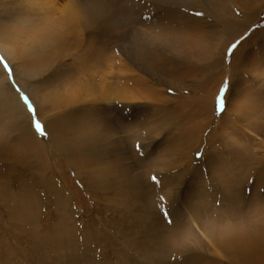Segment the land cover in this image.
<instances>
[{
    "label": "rangeland",
    "instance_id": "obj_1",
    "mask_svg": "<svg viewBox=\"0 0 264 264\" xmlns=\"http://www.w3.org/2000/svg\"><path fill=\"white\" fill-rule=\"evenodd\" d=\"M0 133L5 264H264V0H0ZM30 135L58 146L52 184Z\"/></svg>",
    "mask_w": 264,
    "mask_h": 264
},
{
    "label": "bare ground",
    "instance_id": "obj_2",
    "mask_svg": "<svg viewBox=\"0 0 264 264\" xmlns=\"http://www.w3.org/2000/svg\"><path fill=\"white\" fill-rule=\"evenodd\" d=\"M176 1V0H175ZM183 1V0H182ZM199 1V0H198ZM201 1V0H200ZM208 1V0H207ZM210 1V0H209ZM181 2V1H180ZM179 3V2H178ZM187 3V2H186ZM193 3V2H192ZM196 3H197V1H196ZM200 3H202V2H200ZM214 3V2H213ZM212 4V3H211ZM161 5H162V3H161ZM181 5V4H180ZM179 5V6H180ZM185 5V4H184ZM187 5V4H186ZM207 5H208V3H207ZM207 5H205V6H207ZM176 6H178V5H176ZM196 6V5H195ZM202 6H203V4H202ZM208 6H210V4L208 5ZM208 6L206 7V9H208ZM212 6H214L213 4H212ZM210 7V8H213V7ZM216 6V5H215ZM231 6H232V4H231ZM181 7H183V6H181ZM191 7V6H190ZM202 8H204V7H202ZM201 8V9H202ZM193 9V8H192ZM197 9V8H196ZM200 9V8H199ZM198 9V10H199ZM218 9V8H217ZM247 9V8H246ZM245 8H243L240 12H241V14H242V16H243V22H241V21H239L238 19H237V14H235L234 15V17L233 18H230V20L228 19V21H227V25H232V26H234V29H236L237 31H238V29H242V28H245L246 26H249L250 25V23L251 22H249V23H247L248 21H249V19H248V13H249V15L250 16H253L256 12H253L252 10H254V9H256L254 6H252V7H248V9L250 10V11H252L253 12V14L251 13V12H249V10H246ZM213 10V9H212ZM194 11V10H193ZM203 11V13L204 12H206L205 11V8H204V10H202ZM201 11V12H202ZM217 11L218 10H216V12L215 11H213V12H215V13H217ZM248 11V12H247ZM68 13V12H67ZM207 13V12H206ZM210 13H212V11L210 12ZM214 13V14H215ZM218 13H219V11H218ZM213 14V16H215ZM203 15V14H202ZM223 15V14H222ZM107 16V15H106ZM210 16H212V15H210ZM255 16V15H254ZM230 17V16H229ZM219 18H221V19H225L226 18V16H224L223 15V17H221V14L219 15V14H217L216 15V17H215V23L217 22V21H219ZM188 19V18H187ZM197 19V18H196ZM204 19V18H203ZM212 19V18H211ZM191 20H192V18H191ZM190 21V20H189ZM199 21V20H198ZM246 21V22H245ZM194 22V21H193ZM200 22V21H199ZM203 22H204V20H203ZM190 23V22H189ZM197 23V22H196ZM247 23V24H246ZM221 24V23H220ZM185 25H187V24H185ZM191 25V24H190ZM217 25V24H216ZM205 27V26H204ZM216 28H217V26H216ZM171 29H173V28H171ZM177 29V28H176ZM185 29V28H184ZM183 29V30H184ZM242 31V30H241ZM186 32V31H185ZM180 33V32H179ZM183 34V33H182ZM215 34H219V35H224V38H226L224 41H225V43L223 44H221L218 48H217V52H214V53H212V55H209V59H217V63H218V65H221V63H222V58L221 57H223L224 56V53H225V50H226V48H228V45H230V43H232V42H234L235 41V39H236V36H235V38L234 39H232L231 41H229V36L227 35V34H225L223 31H221V27H219L217 30H216V32H215ZM180 36H181V34H180ZM179 35H178V37H180ZM183 36V35H182ZM215 36V35H214ZM165 37V36H164ZM223 38V39H224ZM169 42V41H168ZM167 42V43H168ZM171 42V41H170ZM169 42V43H170ZM221 43V42H220ZM177 44H174V45H172V47H173V49L175 50V52H177L178 50H177V46H176ZM216 46V45H215ZM35 50V49H34ZM166 50V52L165 53H163L162 54V56H160L159 58H160V61H159V63H160V65L163 67V68H166V66L169 64V62H171V60H172V57L173 56H176V58H178V56L176 55V53L174 54L173 52H171V51H169L168 49H166V48H164V51ZM149 51H151V50H149ZM169 52V53H168ZM157 54V53H156ZM172 55V56H171ZM153 58V57H152ZM151 57H150V59H152ZM175 58V57H174ZM175 58V59H176ZM219 58H221V59H219ZM183 58L180 56L179 58H178V60L177 61H179V62H183V60H182ZM219 59V60H218ZM152 60H154V61H157L156 59H152ZM150 60H146V62H149ZM175 62L176 64H178V65H180L178 62ZM174 63V64H175ZM185 64V63H184ZM223 64H225V63H223ZM158 65V64H157ZM226 65V64H225ZM185 67V65H183V68ZM175 68H177V69H180V68H182L181 66H176ZM169 69V68H168ZM243 69V68H242ZM172 72V71H171ZM176 78V77H175ZM5 85H7L6 83H4ZM10 90V89H9ZM124 96V95H123ZM130 97H127L128 99H123V102H122V100H120V102H122L121 104H122V106L123 107H125L126 109H128V104L129 103H127V102H129V101H133L134 99L136 100V99H139V97H137V95H129ZM2 97H6V98H8L6 101L10 104V106H12V108H13V110L12 109H10L11 111H12V113H13V111H14V113L17 115V121L19 122V124L22 126V127H25L26 126V121H25V118H24V120H23V117H22V114H23V106L20 104L21 102L19 101V99L17 100L15 97H13L12 95H10V94H8V93H4L3 95H2ZM18 98V97H17ZM120 99V98H119ZM3 102V101H2ZM125 109V110H126ZM257 116V115H256ZM13 117V116H12ZM165 116L163 115V120H165V122H171V120H169V119H166V118H164ZM25 121V122H24ZM22 129V128H21ZM29 132V131H28ZM31 134V133H30ZM89 135H94V133H90ZM24 136V135H23ZM0 137H2V135H1V133H0ZM52 137V136H51ZM92 136H91V138H83V139H78V141H77V138H75V139H73V141H74V148L75 149H81V148H83L85 145L86 146H89V142L90 143H93V141H92ZM23 141L26 143V145H25V147L26 148H28V147H30L31 148V153H33V156H35V158H32V159H34V160H37V161H39V162H41V163H38L37 161L36 162H34V164H35V166H34V169H37L38 170V172L39 173H42L43 172V174H42V179L44 178V185L46 184H52V182L54 181V179H53V181H50V179H51V177H50V175H54V173H53V171L51 170V168H50V155H51V152L49 151V148H50V146L49 145H55V143H54V141L51 143V144H49V143H45V141L43 140V139H41V138H38V137H36L35 135H30L29 137H24L23 138ZM1 143H2V145H1ZM71 143V142H70ZM52 146V147H53ZM66 146V148H69V147H67L68 145H67V143H64V146L63 147H65ZM55 147H57V149H58V146L57 145H55ZM11 148H10V139H5V141H3V142H1L0 141V154H1V156H2V158L0 159V164H3L4 162H5V157L7 156V157H9V155H11L12 156V159H11V157H10V159L13 161V162H15L16 163V160H17V155L15 154V152H12L11 153ZM21 151H23V150H21ZM73 152H74V150H73ZM9 153V154H8ZM21 153V152H20ZM19 153V154H20ZM29 153V152H28ZM8 154V155H7ZM23 154V153H22ZM27 156V155H26ZM41 159H44V162L43 161H41ZM9 160V159H8ZM8 160H7V163H8ZM25 162V161H24ZM30 162V161H29ZM17 164H19V162L17 163ZM31 164V163H30ZM53 164V163H52ZM6 165H11V163H9V164H6ZM6 165H1L0 167H1V170L0 171H7V170H9V166H6ZM12 165H15V164H12ZM19 165H21V164H19ZM19 165H15L16 167H18ZM15 167V168H16ZM21 168H23L22 167V165L20 166ZM18 173V172H17ZM16 175V174H15ZM29 175V174H28ZM36 175V174H35ZM15 178H16V182H17V184H21V179L19 178V180L17 179V175L16 176H14ZM54 183V182H53ZM16 184V186H18ZM11 185H12V182L9 180V179H7L6 177H0V195L8 202V203H10V201H9V199L10 198H12L13 197V205H15V209L17 208V207H21L22 206V203H21V201L17 198V196L16 197H14L13 195H12V192L9 190V188L8 187H11ZM58 186V188H55L56 189V191L58 192L57 194L60 196V200L61 201H63L64 202V197H63V192H64V195H65V191H62V190H64L63 189V187L61 188V187H59V185H57ZM19 187V186H18ZM44 187V186H43ZM46 187V186H45ZM32 189V188H31ZM30 189V190H31ZM31 197H32V200L31 201H29V202H27V204L26 205H24V207H29V208H31V211L30 212H27V211H24V213H23V215H24V217H27L31 212H35L36 210H38L39 208H40V206H38V203H37V200H36V193H35V191H33V192H31ZM16 198V199H15ZM69 209V208H68ZM24 210V209H23ZM31 216H33L32 214H31ZM34 226V225H33ZM49 229H51V228H49ZM66 229V228H65ZM79 230H80V228H79ZM72 231V230H71ZM18 232V231H17ZM71 235H72V233H71ZM19 237V236H18ZM75 237H76V235H75ZM74 237V238H75ZM68 239H69V237H68ZM79 240H80V238H79ZM234 240L237 242V246H239V245H241L239 242H238V240L236 239V238H234ZM69 243V242H68ZM233 244V243H232ZM230 245V244H229ZM3 247H5V245H2ZM68 245L66 244V247H67ZM234 246V245H233ZM227 247V246H226ZM228 248V247H227ZM6 250H7V248H5ZM68 251V250H67ZM73 252V251H72ZM71 252V253H72ZM66 256H69L68 254L66 255ZM2 258H3V255L2 254H0V263L1 264H5V263H7V261L6 260H4V262H3V260H2ZM151 258V257H150ZM65 262H67V261H65ZM64 262V263H65Z\"/></svg>",
    "mask_w": 264,
    "mask_h": 264
}]
</instances>
